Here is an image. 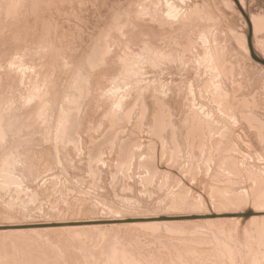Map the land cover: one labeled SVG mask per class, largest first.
Returning a JSON list of instances; mask_svg holds the SVG:
<instances>
[{
  "label": "rangeland",
  "instance_id": "obj_1",
  "mask_svg": "<svg viewBox=\"0 0 264 264\" xmlns=\"http://www.w3.org/2000/svg\"><path fill=\"white\" fill-rule=\"evenodd\" d=\"M238 1L0 0V264H264V0Z\"/></svg>",
  "mask_w": 264,
  "mask_h": 264
},
{
  "label": "bare ground",
  "instance_id": "obj_2",
  "mask_svg": "<svg viewBox=\"0 0 264 264\" xmlns=\"http://www.w3.org/2000/svg\"><path fill=\"white\" fill-rule=\"evenodd\" d=\"M240 4H241V6H242V2H240ZM255 16V15H254ZM251 17H252V15H251ZM250 17V18H251ZM257 17V16H256ZM256 17H255V19H256ZM264 17V16H263ZM258 18L260 19V17L258 16ZM262 19V18H261ZM257 20V19H256ZM256 20H253V18H252V21H256ZM261 22V21H260ZM260 22H257V23H260ZM263 23V22H262ZM253 24H255V23H253ZM258 25H260V24H257V26ZM147 45V44H146ZM152 48V47H151ZM127 50H128V47H127ZM125 51V50H124ZM159 51V50H158ZM123 52V51H122ZM129 52V51H128ZM153 53H155V52H153ZM158 53V52H157ZM165 53V52H164ZM170 54V53H169ZM132 55H133V53H132ZM156 55V54H155ZM158 55V54H157ZM161 55H163V54H161ZM125 56H128V55H125ZM138 56V55H137ZM166 56H167V54H166ZM132 57V56H131ZM151 57V56H150ZM160 56H158V58H159ZM164 57V56H163ZM128 58V57H127ZM155 58H157V57H155ZM123 59V58H122ZM140 59V58H139ZM138 59V60H139ZM144 59V58H143ZM152 59V58H151ZM168 59V58H167ZM119 60H120V58H119ZM129 60V59H128ZM130 60H132V59H130ZM145 60V59H144ZM161 60H163V59H161ZM133 61H135V59H133ZM153 61H154V59H153ZM159 61V59L157 60V62ZM169 61V60H168ZM131 62V61H130ZM130 62H128V63H130ZM151 62V61H150ZM156 62V61H155ZM136 63V62H135ZM140 63V62H139ZM127 64V63H126ZM131 64H133V63H130V66H131ZM153 64V63H152ZM166 64V63H165ZM125 65V64H124ZM163 65V64H162ZM127 66H129V65H127ZM133 66V65H132ZM135 66V65H134ZM140 66V65H139ZM157 66H160L159 64L157 65ZM156 66V67H157ZM124 68V67H123ZM132 67H130L129 68V71H130V69H131ZM133 68H135V67H133ZM126 69V68H125ZM126 71H127V69H126ZM131 71H133V70H131ZM136 71V70H135ZM127 73V72H126ZM124 74H125V71H124ZM130 74V73H129ZM128 74V75H129ZM134 74H136V72L134 73ZM121 75V74H120ZM126 75V74H125ZM116 76V75H115ZM140 76V75H139ZM125 77V76H124ZM128 77V76H127ZM135 77V76H134ZM137 77V76H136ZM117 78V77H116ZM115 78V79H116ZM119 78V77H118ZM129 78V77H128ZM133 78V77H132ZM114 79V80H115ZM135 79V78H134ZM128 80V79H127ZM137 80V79H136ZM143 80V79H142ZM118 81V80H117ZM122 81V80H121ZM126 81V80H125ZM135 81V80H134ZM137 82V81H136ZM112 83H113V80H112ZM129 83V82H128ZM78 84V83H77ZM114 84H115V82H114ZM114 84H112V85H114ZM132 84V83H131ZM121 85V84H120ZM112 86H110V88H111ZM119 87V86H118ZM77 88V87H76ZM112 88H115V87H112ZM117 88V87H116ZM118 89H120V88H118ZM117 89V90H118ZM107 90V89H106ZM113 90H115V89H113ZM79 91V90H78ZM112 92V91H111ZM110 92V93H111ZM115 92V91H114ZM113 92V95L115 94V96H116V93H114ZM72 93V92H71ZM79 93H80V91H79ZM121 95V94H120ZM127 95V94H126ZM130 95V94H129ZM112 96V95H111ZM119 96V95H118ZM122 97H121V99H123V95H121ZM117 97V96H116ZM120 97V96H119ZM125 97V96H124ZM74 98V97H73ZM78 98V97H77ZM119 99V98H118ZM120 99V100H121ZM78 100V99H77ZM117 100V99H116ZM124 101V100H123ZM123 101H122V103H123ZM70 102V101H69ZM114 102H116L115 100H114ZM117 102H119V101H117ZM77 104V103H76ZM119 104V103H118ZM114 105H115V103H114ZM117 105V104H116ZM120 106H122V105H120ZM119 108V107H118ZM64 110V109H63ZM66 112V111H65ZM70 112V111H69ZM75 113V112H74ZM131 113V112H130ZM65 114V113H64ZM129 115V114H128ZM126 117V116H125ZM127 117H129V116H127ZM125 119V118H124ZM127 119V118H126ZM162 119V118H161ZM1 123V122H0ZM66 126V125H65ZM59 127V126H58ZM61 127V126H60ZM2 128V127H1ZM2 132V131H1ZM1 135H2V133H0ZM59 137V136H58ZM12 170V169H11Z\"/></svg>",
  "mask_w": 264,
  "mask_h": 264
},
{
  "label": "water",
  "instance_id": "obj_3",
  "mask_svg": "<svg viewBox=\"0 0 264 264\" xmlns=\"http://www.w3.org/2000/svg\"><path fill=\"white\" fill-rule=\"evenodd\" d=\"M236 2L239 4V6H241L238 0H236ZM244 13H245V12H244ZM245 16L247 17V19H248V21H249V24H250V26H251L250 18L246 15V13H245ZM248 41H249V46H250V49H251V52H252L253 57H254L256 60H258V61L264 63V59H262V58L256 56V53H255V51H254V47H253V44H252V28H250V33H249V36H248Z\"/></svg>",
  "mask_w": 264,
  "mask_h": 264
}]
</instances>
